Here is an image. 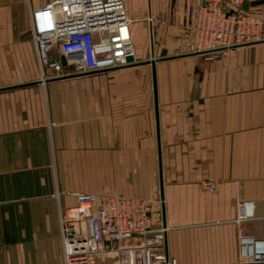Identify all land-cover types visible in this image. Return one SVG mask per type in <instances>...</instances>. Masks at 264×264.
<instances>
[{
  "label": "crops",
  "instance_id": "0c3cea01",
  "mask_svg": "<svg viewBox=\"0 0 264 264\" xmlns=\"http://www.w3.org/2000/svg\"><path fill=\"white\" fill-rule=\"evenodd\" d=\"M51 1L0 0V264H64L77 192L156 199L179 264L238 263V236L264 234L235 221L239 200L264 215V3L261 40L206 60L197 0H123L132 62L51 77L29 23Z\"/></svg>",
  "mask_w": 264,
  "mask_h": 264
},
{
  "label": "built area",
  "instance_id": "2783aa9c",
  "mask_svg": "<svg viewBox=\"0 0 264 264\" xmlns=\"http://www.w3.org/2000/svg\"><path fill=\"white\" fill-rule=\"evenodd\" d=\"M251 2L197 0L187 52L217 60L261 40V15ZM29 23L39 66L52 69L51 77L125 67L135 56L123 0H52L32 10ZM75 199L59 218L64 264H105L108 256L117 264H179L165 252L168 226L154 207L158 200L87 192ZM235 221L264 222V215L252 200H239ZM237 264H264V234L238 236Z\"/></svg>",
  "mask_w": 264,
  "mask_h": 264
},
{
  "label": "rangeland",
  "instance_id": "374dc122",
  "mask_svg": "<svg viewBox=\"0 0 264 264\" xmlns=\"http://www.w3.org/2000/svg\"><path fill=\"white\" fill-rule=\"evenodd\" d=\"M140 38L142 39V40H144V37L141 35L140 36ZM252 226V231L251 232H253L254 234H258V233H260V232H262V231H264V222L263 221H260V222H254V224L253 225H251ZM117 258H113V257H111V256H108V257H106V262H105V264H117L116 262H117ZM237 264V263H236Z\"/></svg>",
  "mask_w": 264,
  "mask_h": 264
},
{
  "label": "water",
  "instance_id": "95a60500",
  "mask_svg": "<svg viewBox=\"0 0 264 264\" xmlns=\"http://www.w3.org/2000/svg\"><path fill=\"white\" fill-rule=\"evenodd\" d=\"M256 3H257V4L264 3V0H257ZM243 8H244V9H247V8H248V3H244V4H243ZM127 60L130 61V62H132L133 57H132V56H129V57L127 58ZM61 62H62L63 64H65V60H64V59H62Z\"/></svg>",
  "mask_w": 264,
  "mask_h": 264
}]
</instances>
